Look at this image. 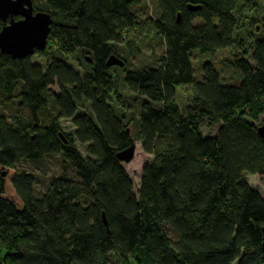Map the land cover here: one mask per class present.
Masks as SVG:
<instances>
[{
	"label": "trees",
	"instance_id": "trees-1",
	"mask_svg": "<svg viewBox=\"0 0 264 264\" xmlns=\"http://www.w3.org/2000/svg\"><path fill=\"white\" fill-rule=\"evenodd\" d=\"M140 2L39 0L33 9L52 22L44 49L34 53L47 62L0 53V109L28 112H0V264H264V195L245 182V174L264 175V142L253 123L264 114V13L252 64L242 47L240 57L224 60L241 74L226 85L207 61L194 80L190 52L240 47L233 10L254 0H151L158 17L137 20ZM145 24L163 40L157 63L128 69L121 58L123 66H107L120 31ZM74 51L82 73L65 62ZM111 69L123 71L128 102L138 108L132 133L109 103ZM188 83L194 95L181 110L174 87ZM47 104L44 124L38 113ZM58 118H68L73 132H63ZM136 138L152 159L134 193L115 152ZM56 153L73 177L62 171L35 195L32 175L15 164Z\"/></svg>",
	"mask_w": 264,
	"mask_h": 264
},
{
	"label": "rangeland",
	"instance_id": "rangeland-1",
	"mask_svg": "<svg viewBox=\"0 0 264 264\" xmlns=\"http://www.w3.org/2000/svg\"><path fill=\"white\" fill-rule=\"evenodd\" d=\"M31 1L33 7L37 6V3H39V0ZM134 9L137 20H146L148 17L155 19L158 17L151 0H141L140 5ZM233 12L237 18L235 35H237L236 37L240 41V47L233 44L225 48L217 49L213 53H198L197 51L191 50L190 55L194 80L198 81L200 79L201 64L202 62L207 61L217 72L221 83L226 85H237L241 79V74L239 71H236L226 65L224 60H232L233 58L240 57L242 49L245 52L244 58L252 64L249 59V48L250 45L253 44V41L261 36V31L257 32V30L259 29L258 20L264 13V0H254V6L251 8H246L236 3ZM253 17L257 19V22L251 23L249 18ZM193 23H199V20L195 19ZM120 36L121 39L118 42H112L111 46L114 53L124 60L128 69H140L142 67L154 66L157 63V59L163 51L164 44L162 37L157 35L151 26H147L146 24L141 28L130 26L122 29L120 31ZM53 47L54 44H50V47H48L46 52L52 51ZM76 56L77 53L74 51L72 54L66 56L65 62L75 71L82 73V68L77 65ZM47 60V56H39L35 53L29 56L30 62L37 63L41 67L44 66ZM109 73L111 74L113 81V88L110 91L109 103L117 115L122 117V114H124L122 120L127 124L132 133L133 126L135 125L133 122L136 123L138 108L134 105H130L128 102V96H130V93L122 83L121 77L123 75V71L115 73L111 69ZM50 88L51 91L57 92L56 86L52 85ZM174 89L175 103L178 105L179 109H186L187 105L190 103L191 97L194 95L192 84H179L174 87ZM152 104L155 107L158 106L156 103ZM85 109V105L77 107L76 113H84V111H86ZM0 112L8 118L15 114V112H21L24 117H28V112L25 108L18 109L17 107L11 105H5L0 109ZM50 112V104H47L46 108L39 111L38 114L42 123L45 124L50 120V116H48ZM57 122L63 132H73L74 127L68 118H58ZM253 123H255L256 126L264 123V114L258 115L257 119H255ZM218 125L219 124L213 125L210 130L211 134L215 133ZM200 130L202 135L207 134L205 126H201ZM133 143L134 152L132 158L128 162H121V165L129 177L132 185V191L135 193L138 187L141 168L144 164L150 163L152 157L151 154L144 153L141 150L139 139H134ZM73 144L82 157H89L84 149V145L79 144L77 141H74ZM15 166L17 169L27 171L32 175L33 192L35 195L42 192L50 179L57 177L62 171H65L68 177H73L72 167L62 161L59 153L44 154L35 160L22 158L15 164ZM245 182L248 186L256 190L261 197L264 195V175L245 174ZM89 200V198L85 197L77 199L80 203H88ZM110 258V260L115 259V257Z\"/></svg>",
	"mask_w": 264,
	"mask_h": 264
},
{
	"label": "water",
	"instance_id": "water-1",
	"mask_svg": "<svg viewBox=\"0 0 264 264\" xmlns=\"http://www.w3.org/2000/svg\"><path fill=\"white\" fill-rule=\"evenodd\" d=\"M189 8L196 9L198 6L189 5ZM0 22V53L11 58H23L44 49L52 18L48 12L34 10L31 0H0ZM105 63L117 67L124 64L114 54H109ZM256 132L264 142V123L256 126ZM133 152L134 143L130 141L126 147L115 152V156L121 162H128ZM102 222L106 225L103 214ZM260 246L264 252V226L261 227Z\"/></svg>",
	"mask_w": 264,
	"mask_h": 264
},
{
	"label": "flooded vegetation",
	"instance_id": "flooded-vegetation-1",
	"mask_svg": "<svg viewBox=\"0 0 264 264\" xmlns=\"http://www.w3.org/2000/svg\"><path fill=\"white\" fill-rule=\"evenodd\" d=\"M14 18H17L16 16Z\"/></svg>",
	"mask_w": 264,
	"mask_h": 264
}]
</instances>
